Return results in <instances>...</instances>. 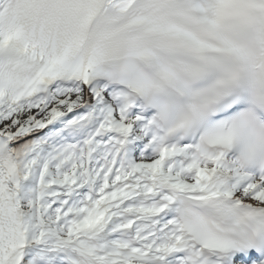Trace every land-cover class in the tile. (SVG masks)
Listing matches in <instances>:
<instances>
[{"label": "snow or ice", "instance_id": "1", "mask_svg": "<svg viewBox=\"0 0 264 264\" xmlns=\"http://www.w3.org/2000/svg\"><path fill=\"white\" fill-rule=\"evenodd\" d=\"M0 264H264V0H0Z\"/></svg>", "mask_w": 264, "mask_h": 264}]
</instances>
